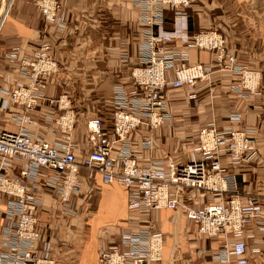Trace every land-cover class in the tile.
Masks as SVG:
<instances>
[{
    "label": "built area",
    "instance_id": "1",
    "mask_svg": "<svg viewBox=\"0 0 264 264\" xmlns=\"http://www.w3.org/2000/svg\"><path fill=\"white\" fill-rule=\"evenodd\" d=\"M13 1L0 0V27ZM134 2L140 9L139 22L144 25L137 61L130 64L127 50L120 54L121 62L131 66L133 85L113 86L111 127L100 114L87 119V149L81 158L74 149L73 132L79 116L74 97L67 91L57 92L48 80L63 73L52 52V40L44 35L37 44L10 53L23 79L7 92L23 111L16 116L17 129L0 126V264H61L49 241L44 247L38 245L42 237L38 209L43 201L39 190L43 186L52 188L58 194L60 209L75 214L73 201L81 189L83 168L99 171L105 182L119 181L127 186L130 207L146 216L137 230L123 234L121 242L100 250V264H162L164 234L155 224L154 211L164 207L185 209L188 218L210 237L234 231L235 239L225 242L212 255L218 264H250L247 236L254 234L248 232L247 222L255 218L264 229V213L258 201L243 202L237 173L221 162L224 153L231 165H237L256 152L250 128L203 124L194 147L199 156L182 164H175L171 155L167 160L152 159L141 164L142 154L134 149L133 134L146 125L149 132L142 137L141 146H157L154 130L172 118L169 98L164 94L167 88H193L209 78L216 66L235 75L229 89L240 96L257 97L262 93V71L239 62L219 29L190 32L186 8L191 0ZM35 3L47 23L58 28L66 26L62 0ZM3 5L5 14L1 13ZM169 6L175 9L176 17L185 18L181 30L176 26L163 28ZM176 38H181L183 45H171ZM187 46L213 50L216 65L191 63ZM44 104L46 108H40L44 116L41 123L51 125L56 133L53 140L29 127L40 124L31 111ZM231 116L239 118L241 113L233 112ZM191 188L214 199L199 206L190 204L181 194Z\"/></svg>",
    "mask_w": 264,
    "mask_h": 264
},
{
    "label": "crops",
    "instance_id": "2",
    "mask_svg": "<svg viewBox=\"0 0 264 264\" xmlns=\"http://www.w3.org/2000/svg\"><path fill=\"white\" fill-rule=\"evenodd\" d=\"M62 8L67 24L58 28L43 19L35 0L13 1L0 31V126L17 129L16 116L23 111V106L17 105L7 92L23 79L10 53L29 48L47 35L63 72L48 80L57 92L74 94L79 110L73 132L74 149L81 158L87 149V119L100 114L111 127L113 86L133 85L130 64L137 61L144 25L139 22L140 9L134 0H62ZM187 14L190 32L219 29L239 62L262 71V93L257 97L238 95L229 89L235 75L215 66L209 78L193 88L167 89L172 118L154 130L156 148L141 146L142 137L149 132L143 125L133 134L134 149L142 154L141 164L167 155L182 164L199 155L192 150L203 124L250 128L256 152L237 165H231L230 157L224 153L221 162L237 173L243 202L258 201L264 213V0H191ZM185 22L184 17H176L173 7L166 8L164 29L176 26L181 30ZM170 44L179 46L183 42L176 38ZM187 47L191 63L216 65L213 50ZM123 50L130 53V64L121 62ZM191 92L196 96L191 97ZM42 107L46 105L31 111L40 124L29 127L53 140L56 133L51 125L41 123ZM233 112H240L241 116L232 117ZM39 191L43 201L38 209L42 233L38 245L44 247L49 241L61 264H100L103 247L121 242L125 232L137 230L146 220L145 214L130 207L127 186L119 181L105 182L97 170L82 169L81 189L73 201L75 214L60 209L58 194L52 188L43 186ZM181 198L199 206L214 196L191 188ZM154 220L164 234L162 264H218L212 254L236 237L234 231L208 236L183 208L157 209ZM247 230L254 234L247 236L250 264H264V229L251 218Z\"/></svg>",
    "mask_w": 264,
    "mask_h": 264
},
{
    "label": "bare ground",
    "instance_id": "3",
    "mask_svg": "<svg viewBox=\"0 0 264 264\" xmlns=\"http://www.w3.org/2000/svg\"><path fill=\"white\" fill-rule=\"evenodd\" d=\"M6 11H7V10L4 8V5H3L2 8H1V13L5 14ZM8 13H9V11H8ZM8 13H7V16H8ZM6 18H7V17H6ZM5 21H6V19H5ZM4 23H5V22H4ZM3 25H4V24H3ZM3 25L0 27V31H1L2 27H3ZM88 119H89V118H88ZM87 121H88V120H87ZM199 138H200V132H199V134H198V140H199ZM198 140H197V141H198ZM196 143H197V142H196ZM196 143L194 144V147H195ZM155 148H156V147H155ZM148 149H154V148H148ZM192 152L195 153L196 155H197V153H198V152H195V151H194V148H193ZM197 156H199V155H197ZM170 157H172L174 163L177 164V163L175 162V160H174V157H173V156H170ZM159 159H160V158H159ZM162 159H165V160L169 159V155L165 156V157L162 158ZM151 160H152V159H151ZM140 163H141V161H140ZM143 165H146V164H143ZM58 201H59V198H58ZM44 245H45V244H44Z\"/></svg>",
    "mask_w": 264,
    "mask_h": 264
},
{
    "label": "rangeland",
    "instance_id": "4",
    "mask_svg": "<svg viewBox=\"0 0 264 264\" xmlns=\"http://www.w3.org/2000/svg\"><path fill=\"white\" fill-rule=\"evenodd\" d=\"M166 10V9H165ZM186 10H187V8H186ZM174 11H175V9H174ZM187 27H188V25H187ZM156 29H157V27H156ZM189 30V29H188ZM131 67V66H130ZM167 89H169V88H167ZM167 89L165 90V92H167ZM166 95H168L167 93H166ZM72 96L74 97V94H72ZM112 97H113V94H112Z\"/></svg>",
    "mask_w": 264,
    "mask_h": 264
}]
</instances>
